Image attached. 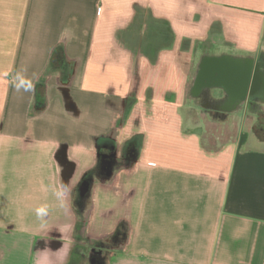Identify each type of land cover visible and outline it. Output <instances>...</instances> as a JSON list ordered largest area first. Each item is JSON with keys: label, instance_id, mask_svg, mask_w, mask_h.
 I'll list each match as a JSON object with an SVG mask.
<instances>
[{"label": "crops", "instance_id": "crops-1", "mask_svg": "<svg viewBox=\"0 0 264 264\" xmlns=\"http://www.w3.org/2000/svg\"><path fill=\"white\" fill-rule=\"evenodd\" d=\"M215 57L259 82L206 88L212 148ZM258 67L264 0H0V264H80V214L105 264H264Z\"/></svg>", "mask_w": 264, "mask_h": 264}, {"label": "water", "instance_id": "water-1", "mask_svg": "<svg viewBox=\"0 0 264 264\" xmlns=\"http://www.w3.org/2000/svg\"><path fill=\"white\" fill-rule=\"evenodd\" d=\"M242 69L239 62H232L230 58L206 59L200 65L194 90L218 87L226 90L232 97L236 96L245 100L249 90L257 85L259 79L252 77V69L249 64L247 68Z\"/></svg>", "mask_w": 264, "mask_h": 264}, {"label": "rangeland", "instance_id": "rangeland-1", "mask_svg": "<svg viewBox=\"0 0 264 264\" xmlns=\"http://www.w3.org/2000/svg\"><path fill=\"white\" fill-rule=\"evenodd\" d=\"M184 111H185V117L189 120H192L194 124L202 125V126L204 124H206V126L209 125L207 126L208 135L206 138L207 140H205V143L206 145L208 144L212 148H217L220 142L214 140L213 135L217 133L219 135H222L224 131V127H225L224 122L218 119V118H222L223 113L220 112L218 114L217 113L215 114L214 111H212L211 109H208L206 102H202L200 99L198 101L193 96L192 93H189L188 101L185 105ZM224 116L225 118H227V121H228L229 116H226V115ZM215 119L217 120L215 121V124H212L211 122H209V121L213 122V120ZM82 246H83V249H82L80 264H105L104 258H107V255L109 252L107 249V245L100 243V242L85 240ZM91 251H93V255H91Z\"/></svg>", "mask_w": 264, "mask_h": 264}, {"label": "trees", "instance_id": "trees-1", "mask_svg": "<svg viewBox=\"0 0 264 264\" xmlns=\"http://www.w3.org/2000/svg\"><path fill=\"white\" fill-rule=\"evenodd\" d=\"M262 122L260 121V119L257 121V123L255 124L254 126V130L257 134H259L261 136V133H262V128L263 126L261 125ZM82 187H83V184H82ZM86 194V193H84ZM83 216H81V214L79 215L78 217V222H77V227H76V232H77V238L78 239H82V240H86L85 238V233H84V228H85V225H86V219H83L82 218ZM118 233V231H117ZM102 243V242H100ZM91 255H93V251H91ZM104 263L106 261V258H104Z\"/></svg>", "mask_w": 264, "mask_h": 264}, {"label": "flooded vegetation", "instance_id": "flooded-vegetation-1", "mask_svg": "<svg viewBox=\"0 0 264 264\" xmlns=\"http://www.w3.org/2000/svg\"><path fill=\"white\" fill-rule=\"evenodd\" d=\"M260 71V72H259ZM258 67L257 68V72L259 74L262 75V77L264 78V71ZM262 82V81H261ZM193 94H199V99L202 101V102H206L207 103V107H209V109H211L212 111L215 112V114L217 113H220V111L216 110L217 108H219V105L215 104V103H212L211 101H209V93H208V89L204 88L203 90L201 89V91H197V90H194Z\"/></svg>", "mask_w": 264, "mask_h": 264}]
</instances>
